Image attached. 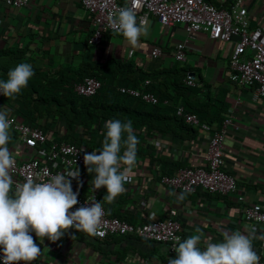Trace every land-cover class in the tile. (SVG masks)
<instances>
[{
  "label": "crops",
  "instance_id": "crops-1",
  "mask_svg": "<svg viewBox=\"0 0 264 264\" xmlns=\"http://www.w3.org/2000/svg\"><path fill=\"white\" fill-rule=\"evenodd\" d=\"M207 1L215 6L228 2ZM244 5L250 26L264 18V0H245ZM147 20L149 35L141 37V46L133 51L113 31H103L100 43L89 45L87 39L93 24L79 0H31L19 7L0 3V65L24 62L41 71L54 72L114 59L129 61L147 73L173 65L185 67L204 97L206 94L208 118H229L222 169L234 177L235 191L224 195L201 189L175 191L159 181L160 176L173 174L178 167L204 164L202 156L212 129L207 131L194 125L181 136L156 131L147 134L142 128L131 180L111 204L104 200L107 195L104 188H94V173H88L85 165L78 166L80 176L72 180L73 191L95 192L107 215L130 222L161 219L172 209L179 222L181 242L199 228L204 234L199 245L202 249L209 241L220 242L224 232H251L253 248L264 260V228L245 221L242 216L243 208L251 203H258L264 209V95L255 97L253 86H237L228 81L227 58L236 37L230 41L213 40L204 31L186 32L180 24H174L164 34L154 16ZM178 42L184 45L185 59L180 63L172 54V47ZM153 47L159 48L157 57L150 55ZM2 109L5 107L0 105ZM217 124L213 120L209 125L217 127ZM64 132L65 128L58 122L48 134L62 136ZM10 136L9 149L17 158L26 156L29 151ZM87 149L88 152L101 150ZM181 195L183 199H179ZM36 242L41 247V255L36 260L44 264H129V257L132 264H153L170 257L163 243L132 235L97 239L75 228L55 242L46 238L43 241L37 238Z\"/></svg>",
  "mask_w": 264,
  "mask_h": 264
},
{
  "label": "built area",
  "instance_id": "built-area-1",
  "mask_svg": "<svg viewBox=\"0 0 264 264\" xmlns=\"http://www.w3.org/2000/svg\"><path fill=\"white\" fill-rule=\"evenodd\" d=\"M31 0H0V3L19 7L26 5ZM80 5L89 14L93 28L87 39L89 45L97 46L101 41L103 31H112L108 25V15L118 8L130 7L137 19L154 16L163 27L164 34L174 24H180L186 32L204 31L209 38L218 41L232 42V48L227 58L228 81L237 86H253L255 97L264 95V18L254 26H250L247 20L245 0H228L226 5L215 6L207 0H79ZM226 1V0H222ZM184 45L175 43L172 47L173 58L176 62H183ZM152 57L159 55V48L150 50ZM189 86L196 85L193 77L186 74L183 79ZM148 83L144 80L137 88L118 87L120 93L137 97L144 102L154 104L157 98L154 94L143 89ZM100 81L89 75L83 76L75 82L72 90L77 95L91 96L99 89ZM1 98V95H0ZM163 99L162 103H167ZM175 115L188 125H194L203 130L212 131L207 137V145L202 156L203 165L181 166L175 169L173 174L162 175L159 181L175 191L192 192L196 189L208 193L229 194L235 191L236 184L232 175L222 169L223 141L226 137L229 118L222 120L218 127H211L206 123H200L194 113L187 112L183 106L175 107ZM13 121L10 135L21 143L29 151L26 156L16 158L15 166L10 170L13 177V189L31 176L37 182L49 180L57 173H67L73 168L84 165L83 156L88 149L83 144H75L64 140H53L47 131L32 126L15 115L10 114ZM79 203L76 208L87 206V203L99 201L95 192L78 194ZM100 202V201H99ZM101 203V202H100ZM176 212L169 209L168 215L161 219L130 222L116 216L107 215L104 211L102 223L95 236L104 239L108 235H132L144 240L163 243L167 246L170 256L176 255L174 249L177 246L172 239L179 236V222ZM245 221L258 224L264 228V209L258 203L246 205L242 210ZM0 264H3L0 256ZM32 264H44L35 260ZM153 264H168V260L156 261ZM259 264H264L260 259Z\"/></svg>",
  "mask_w": 264,
  "mask_h": 264
},
{
  "label": "clouds",
  "instance_id": "clouds-1",
  "mask_svg": "<svg viewBox=\"0 0 264 264\" xmlns=\"http://www.w3.org/2000/svg\"><path fill=\"white\" fill-rule=\"evenodd\" d=\"M107 19L112 31L121 35L133 51L141 46V37L149 35L150 22L146 18L138 20L136 12L130 7L118 8ZM33 75L31 64H17L8 72L6 80L0 79V95L14 99ZM9 115V109L0 110V256L3 264H32L41 255L37 238L55 242L72 228L95 236L102 223L104 208L99 201H93L70 211L79 203L78 192L72 188V180L80 176L78 167L66 174L52 175L44 182H37L29 176L14 190L15 182L10 170L15 166L16 158L8 147L13 123ZM105 129L102 149L85 152L83 162L88 173H94V188H104L107 193L104 200L111 204L131 180L132 169L137 163L139 140L131 120L109 119ZM183 198V195L179 197ZM203 235L197 228L182 242L179 236H173L177 245L174 249L176 255L169 258L168 264L260 262V256L253 248L251 232H224L220 242L209 241L202 249L199 245ZM129 264H132L131 257Z\"/></svg>",
  "mask_w": 264,
  "mask_h": 264
},
{
  "label": "trees",
  "instance_id": "trees-1",
  "mask_svg": "<svg viewBox=\"0 0 264 264\" xmlns=\"http://www.w3.org/2000/svg\"><path fill=\"white\" fill-rule=\"evenodd\" d=\"M12 54L18 55L15 52ZM17 64L19 62L14 61L0 65V79L6 80L8 72ZM32 69L34 75L21 93L14 99L1 95L0 105L42 131L52 132L54 124L61 122L65 132L62 136L53 133V140L102 149L105 123L109 119H119L122 122L131 120L139 141L142 139V128L146 129L147 134L156 131L159 134L173 133L181 136L182 132L191 130V126L175 115L177 105L194 113L200 123L210 124L215 120L219 126L222 122V118H208L206 94L204 97L197 84L189 86L184 83L183 79L188 71L180 65L147 73L129 61L112 59L107 63L82 64L74 70L61 68L48 72L34 67ZM85 75L93 76L101 83L94 95L86 97L77 95L72 90L73 84ZM144 80H148V83L143 89L157 98L154 104L117 90L118 87L138 88ZM163 99L168 102L162 103ZM138 148L139 144L137 152Z\"/></svg>",
  "mask_w": 264,
  "mask_h": 264
}]
</instances>
